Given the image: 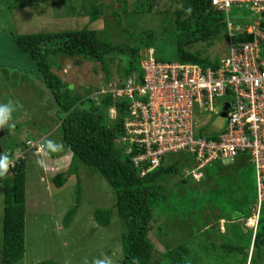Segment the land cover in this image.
<instances>
[{
    "label": "trees",
    "instance_id": "16d2710c",
    "mask_svg": "<svg viewBox=\"0 0 264 264\" xmlns=\"http://www.w3.org/2000/svg\"><path fill=\"white\" fill-rule=\"evenodd\" d=\"M8 1L11 2L9 8L12 9L27 7L45 9L56 1L62 2V0ZM161 1H166L164 10H155L158 6L156 0H138L131 5L129 0H115L118 7L111 10L113 32L107 30L108 23L107 29L103 31L84 26L74 30L11 33L10 43L15 53L21 54L30 62L34 68L31 75L36 78L38 86H42L43 91L52 97L55 108L59 111L56 112L55 130L59 132L64 145L63 155L60 156L69 157L70 163L68 173H57L53 176V184L60 188L66 182L68 174L78 178L77 168L72 169L78 164L105 179L113 191L114 204L112 209L95 210L94 219L99 226L107 227L115 211L122 222L120 257L117 264H204L199 262L200 258L197 256L198 245L192 248L195 242L193 238L204 243L205 252L221 250L224 257H235L239 264H264V201L259 206L255 226L244 228L243 225L254 215L252 210L258 203L255 177L253 190L244 189L241 183L235 180L232 185H225L218 192L215 188L206 190V185L202 183L208 177L211 166L212 170L214 167L227 170L226 175L231 178L232 173L235 175L244 173L242 167L247 166V163H243L242 159L228 165L211 163L203 169V176L195 180L191 175L182 178L180 171L185 166L193 168L195 157L186 154L187 158L183 160L180 159L182 154H179L170 165L162 163L158 168L140 176V168H136L131 161L132 154L125 152L128 144L120 141L125 133L123 124L128 111L126 101L119 100L114 103L111 97L107 96L95 105L88 97V90L84 95L79 94L76 89L69 90L68 84L51 72L52 64L49 63L48 57L52 56L51 59L55 56L77 57L99 63L106 73L105 81H109L107 64L117 57H122L119 60L123 61V66L118 65L121 82L131 78L133 74H136L135 78L138 80L142 78L140 52L148 49H152L157 62L192 64L203 69L217 68L220 57L209 58L194 49V46L204 44L210 47L215 41H225L226 14L214 9L211 0ZM108 5L111 6V1ZM105 7L103 0H91L85 10L89 23L96 22L104 13ZM188 7L193 10L191 15L184 11ZM152 12L161 15L159 33L148 27H141L144 16ZM227 17L232 19L237 16L229 12ZM110 33L121 37V42L111 40ZM250 39V36H237L236 40ZM112 106H115L116 116L110 120L109 109ZM201 131L204 136L213 138L217 135L218 129ZM6 133L7 131L3 129L0 139ZM44 141L45 139L41 140L40 145L43 146ZM26 143L27 141L16 142L5 150L0 147V154H7L11 160L15 153L25 149ZM25 160L24 155L23 159L14 163L8 173L0 178V185L3 187L0 264H15L23 259L25 253L27 209ZM179 164L182 165L180 168ZM178 174L181 177L178 178L180 181L166 188L169 184L166 178L177 177ZM76 190H79L78 180ZM76 209L77 206H74L67 212L64 218L66 224L72 221ZM188 212L191 213L196 230H192V224L180 222ZM206 217H211L216 223L222 221L223 230H219V226L217 228L208 226L205 222ZM182 225L187 238L181 242L178 240L179 244L154 255L157 252L155 241L158 236H164L166 232L173 235ZM206 237H212L210 239L213 242H205ZM214 238H217V242ZM37 264L58 263L45 260Z\"/></svg>",
    "mask_w": 264,
    "mask_h": 264
},
{
    "label": "rangeland",
    "instance_id": "374dc122",
    "mask_svg": "<svg viewBox=\"0 0 264 264\" xmlns=\"http://www.w3.org/2000/svg\"><path fill=\"white\" fill-rule=\"evenodd\" d=\"M90 1L62 0V2L56 1L55 4H51L45 9L41 7H38V9L36 7L12 9L9 8L10 1L0 0V51L2 52L0 55V104L12 101L15 106V111L12 113V120L10 121L15 127L9 129L5 126L3 128L7 133L0 139L2 150L12 147L16 142L27 141L26 144H33L34 141H40L49 136L47 139L63 144L59 132L55 130L56 112L59 111L55 108L52 97H49L48 93L43 91L42 86H38L36 78L31 75L34 68L29 64L30 62L21 54L15 53V49L10 43L12 41L11 33L32 34L74 30L84 26H88L92 30L103 31L107 29L108 23L109 28L107 30L113 32L111 10L117 8L118 4L115 0H103L106 4L104 13L96 22L89 23L85 10H87V5ZM110 1L111 6L108 5ZM137 1L129 0L130 5ZM156 2L158 6L155 7V10L165 9L166 6L164 4L166 1L156 0ZM231 12L237 17H248V15L243 13V10H232ZM157 14L155 15L153 12L146 14L141 27H148L159 33L161 15ZM110 37L111 40L116 42H121L122 40L121 37L119 38L114 33ZM194 49L201 51L209 58H214L215 56L222 58L225 55L226 48L225 41L222 40L215 41L210 47L204 44H197ZM140 54L141 59H143L147 51L143 50ZM51 57H48L49 63L52 64L51 72L68 86H72V89H76L81 95H84L87 90H93L106 80V73L97 62L77 57L55 56L52 59ZM119 58L122 59V57H117L107 64L110 75L108 82L119 83L122 81L118 65L120 67L123 66V61H120ZM135 76L136 74H133L131 78H135ZM216 106L219 107L220 103H216ZM215 112L217 114L218 109ZM115 116V111L110 108L109 119L113 120ZM215 117L217 123L221 124L222 122L217 120V115ZM220 119H222L221 115ZM215 125L214 119L211 118V120L201 123L199 129L203 128L206 131L213 129ZM3 129H0V133ZM58 155H63V150L57 153H50L47 157L34 155L30 150L26 151L25 192L27 209L25 253L23 259L15 264H37L45 260H51L58 264H85V261H87V264H92L94 259H103L105 257L110 258L112 264H117V259L120 257L122 222L115 211H113L110 224L107 227L99 226L97 220L94 219L95 210L112 209L115 199L112 189L100 175L91 172L80 164L72 168L74 170L77 168L78 178L73 174H68L66 182L60 188L54 186L53 176L50 175L52 171L63 174L69 172L67 168L70 163L69 157L63 158L60 156V161L57 162V159L53 157ZM185 155H180V159L184 160L187 158ZM174 157H177V155L167 156L164 164L170 165L174 162ZM38 159L45 160L47 167H40L36 163ZM66 159H69V161L67 166H64L61 162ZM178 166L180 168L182 165L179 164ZM180 171L182 172L181 177L187 178L191 168L185 166ZM242 171L244 173L240 172L238 175L232 173L231 178H229L226 175L228 173L227 170H219L216 167L212 170L211 166L208 177L202 183L206 185V190L215 188L218 192L223 186L232 185L233 180H235L237 183L240 182L244 189L250 190L254 186L255 174L253 173V168L247 165L242 167ZM218 174L219 176H217ZM201 176H197L198 179H196L199 180ZM179 177L180 175L178 174L177 177L166 178L169 182L166 188L171 187L174 182L177 184L181 178ZM77 180L79 181L78 191L76 190ZM200 188L202 189V184ZM74 206H77L74 217L69 224H66L65 215ZM2 208L3 187L0 185V216ZM253 208L254 210L252 211L256 215V206ZM180 222L183 224L190 223L192 224V230H196V225L191 219L190 212L186 213L185 218H181ZM205 222L211 228L219 226V230H223L222 221L216 223L211 217H206ZM247 222H245L246 225L243 224L244 228L253 225L255 221L253 217H250ZM166 233L156 239L157 252L155 251L154 255L172 248L187 238L185 231H183V225L179 229L177 228L173 235L169 234V232ZM210 238H204L205 242H213ZM193 239L195 242L192 248L194 249L198 245L196 248H198L197 256L200 258L199 262L204 264H239L235 257H224L221 250L205 252L204 243L195 238ZM214 241L217 242V238H214Z\"/></svg>",
    "mask_w": 264,
    "mask_h": 264
},
{
    "label": "built area",
    "instance_id": "2783aa9c",
    "mask_svg": "<svg viewBox=\"0 0 264 264\" xmlns=\"http://www.w3.org/2000/svg\"><path fill=\"white\" fill-rule=\"evenodd\" d=\"M211 5L226 14V51L217 68L157 62L148 49L140 64L141 79L102 82L88 90V97L95 105L107 96L114 103L126 101L120 141L128 144L125 152L132 154L140 176L172 155L195 157L189 172L193 178L211 163L228 165L242 159L254 169L260 206L264 201V0H211ZM232 10H243L248 17L229 19ZM237 36L251 39L238 41ZM111 109L115 111V106ZM222 113L225 117L220 119ZM216 115L222 122L217 135L204 136L199 125L211 118L216 123ZM22 157L15 153L11 161ZM254 221L253 225L257 215Z\"/></svg>",
    "mask_w": 264,
    "mask_h": 264
},
{
    "label": "clouds",
    "instance_id": "9594fccd",
    "mask_svg": "<svg viewBox=\"0 0 264 264\" xmlns=\"http://www.w3.org/2000/svg\"><path fill=\"white\" fill-rule=\"evenodd\" d=\"M181 8H183V5H181ZM184 11L187 15H191L193 10L191 7H188L186 9H184ZM14 111H15V106H14L12 101H8L7 103L0 104V129H3L5 126H7L9 129H13L15 127V125L13 123H10V121L12 120V113ZM40 142H41V140L40 141L36 140V141H34V143H33L34 145H32V146H30L29 144H26L24 147L25 149L21 150L22 156L24 157V155H26L27 150H30L31 152H33L34 155L35 154L39 155V156L43 155L44 157H47L50 153H57V152H60L64 149L63 144L57 143V142L50 140V139H47V138H45L43 146L40 145ZM23 157L21 159H23ZM36 163L40 167H43V168L47 167L45 160H43V159H38ZM13 166H14L13 162L10 160V158L7 154H0V178L4 177L8 173L10 167H13ZM191 170H192V168H191ZM203 172H204V170H202L200 172L202 176H203ZM51 173H52V174H50L51 176H54L55 174H57V172H54V171H52ZM194 179L197 180L198 178L197 179L194 178ZM258 207L259 206L257 203L256 215L258 213V209H259ZM256 215L254 214L252 217L255 218ZM251 226L254 227L255 225H251ZM85 264H87V261H85ZM92 264H112V260L108 257H105L103 259H94Z\"/></svg>",
    "mask_w": 264,
    "mask_h": 264
},
{
    "label": "crops",
    "instance_id": "0c3cea01",
    "mask_svg": "<svg viewBox=\"0 0 264 264\" xmlns=\"http://www.w3.org/2000/svg\"><path fill=\"white\" fill-rule=\"evenodd\" d=\"M221 125H222V124H219V122L217 123V121H216V125H215L214 128H215V129H219V127H221ZM214 128H213V129H214ZM29 140H31V139H29ZM53 158L57 159V160H56L57 162L60 161V156H59V155L56 156V157H53ZM68 161H69V159H66V160L62 161L61 163H62V165L67 166ZM252 168H253V167H252ZM253 173H255V172H254V169H253Z\"/></svg>",
    "mask_w": 264,
    "mask_h": 264
},
{
    "label": "water",
    "instance_id": "95a60500",
    "mask_svg": "<svg viewBox=\"0 0 264 264\" xmlns=\"http://www.w3.org/2000/svg\"><path fill=\"white\" fill-rule=\"evenodd\" d=\"M68 89L71 90L72 89V86H68ZM221 117L224 118L225 117V113H222L221 114ZM0 135H1V133H0Z\"/></svg>",
    "mask_w": 264,
    "mask_h": 264
}]
</instances>
